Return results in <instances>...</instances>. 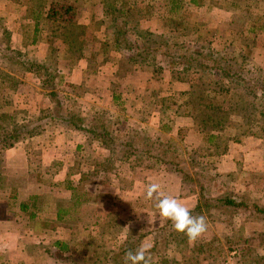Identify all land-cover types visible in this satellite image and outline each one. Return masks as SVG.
<instances>
[{"label": "rangeland", "instance_id": "rangeland-1", "mask_svg": "<svg viewBox=\"0 0 264 264\" xmlns=\"http://www.w3.org/2000/svg\"><path fill=\"white\" fill-rule=\"evenodd\" d=\"M1 1V47L4 49L9 43L12 45L11 41L7 43L8 34L4 32V27L7 28L8 26L9 31L13 29L16 23L12 24V18L17 17L13 11L19 9V12L24 11L25 15V21H22V25H24L22 31H24L25 38H23L24 40L21 38L13 44H21V50L27 55L33 53L34 50H36V54L40 50L43 51V55L47 53V45L55 40L51 38L52 34H48L50 31L41 29L37 38V41H41L37 43V46L32 45L34 21L33 23L29 22L30 9L26 5L25 8L12 9L13 7H8L7 3H1ZM24 1L28 4L27 0ZM79 1L83 2V0ZM90 1L91 4L95 3L98 6L90 8V5L85 6L84 4L78 18H76L79 27L69 28L75 34L74 43L76 45L67 44V46H64L62 42L56 43L55 45L59 46H56L59 49V54L57 53L56 56L50 54L49 56V63L61 70L63 81L59 84V88L63 91L60 92V97L64 100L66 95L72 98L77 95L78 100L74 108L81 110L86 115H93L94 111L100 108L107 109L109 125L114 128L115 133L117 132L123 137L128 129L138 126L154 138L160 137L165 140L171 137L175 139L179 143L175 160L180 162V167L189 171L193 177L206 180L208 194L212 197L223 193L225 186H227L224 183L225 179L217 177L215 174L224 173V171L233 172L234 180L227 179L229 180V186L232 187L235 195L239 197L238 199L240 197L244 198L249 203V209L240 212V214H235L232 210L225 209L224 206H211L208 211L204 207V213L201 216L206 220L207 231L196 241L189 240L186 241L187 244H180V248L176 244L177 242L171 239L168 245L169 255L166 254L169 257L167 258L169 260L168 264H176L177 262H180L177 264H238V250L242 246L240 241L242 238H249L254 234L258 235L261 240L259 242L256 239L253 246L264 247V245H259L264 243V213L260 214L258 210L254 211L251 207L254 204L264 207V128L259 127L254 134L243 130L240 141H235L234 138L237 137L238 129L237 123L240 118L232 115V120L225 131L222 132L221 144L222 146L226 145L227 150L232 148L234 150L233 154L227 152L224 155H215L213 152L200 148L203 136L194 126L193 118L185 112L188 111L189 106L184 104L187 97L182 95V91H187L191 85L198 83L200 80L198 78L199 74L194 70L185 71L182 74V81L175 80L169 73L170 63H165L161 56L156 61H159L167 69L161 79L154 78L147 67L146 70H143L139 65L132 67L120 65L119 59L123 56L122 50L116 52L111 48L109 50L111 52L105 54V46L102 45L106 29L112 25L111 19L104 13L100 0ZM146 1L157 5L163 4L162 0ZM237 1L239 0H205L208 6L197 7L189 4L186 6L188 1L184 0V6L178 11L177 15L171 14L168 7L162 6V8H157L154 11L152 19H142L139 25L130 21L131 19L127 17H122L121 20L128 22L126 26L129 37H136V31L140 29L150 28L156 34L170 39L171 43L168 44L172 49H176L177 53L179 50L176 45L182 42L184 48L192 52L210 43L216 51H224L240 59L246 73L255 69L264 71V56L260 57L264 55V0H240L239 4L236 5ZM81 3L79 4L81 5ZM246 11L249 13H247L248 15L244 13ZM241 12L244 14H241ZM15 13L18 12L15 11ZM235 14L237 15L236 19H234ZM174 17L177 18L178 23L175 26H173L174 21H172ZM100 21H103V23H100ZM68 46L69 48H67ZM244 51L247 55H253L254 53L259 55L256 57L253 55L251 56L253 59L247 58L246 61L245 59L241 60L244 57H241L240 54ZM4 55L5 53L0 51V68L9 70L7 63L11 62L12 59H5ZM32 57L35 58V56ZM14 68L20 71L18 66ZM76 69H78L77 81L70 82L78 85L76 91H74L72 90L73 87L66 85V83H69V78L72 79V74L76 73ZM30 74L27 73L21 79L19 78L20 82H24V85L20 86V90L17 91L18 87H14L13 82L5 84L0 89L1 98L10 101L3 109L14 112L19 120H22L25 116H27V119H35L43 109H49L53 106L52 101L44 95L39 79ZM60 80L61 78L58 77L56 82ZM114 93L120 94L124 99L121 107H124L125 110L119 109L120 105L114 98L110 101ZM162 97H166V100H164L168 107L165 110L166 115L161 113V101L157 100L162 99ZM68 100L66 103H68ZM218 100L225 103L223 98ZM69 102L71 103L70 100ZM119 102L122 103V100H119ZM69 104L67 108H69ZM179 106L182 107L181 113L178 112ZM148 111L151 113L150 116H148ZM260 121L261 125L264 126V116L260 118ZM167 123L173 127L170 132L164 129V124ZM45 131V134L41 136V141L45 140L48 143V141L53 140L54 144L57 145L56 150L58 149V153H61L63 158L65 157L69 161H75V163L78 161L81 171H88L90 168L86 165L87 160L92 159L88 155L91 154L94 159L101 151L97 144L90 146L91 143H89L87 151L83 152V149L79 151L77 145L86 143L85 136L75 131L68 132L60 125L49 124L45 127ZM242 145L245 147L244 152L240 148ZM46 150L48 151L47 147ZM50 157L46 156L44 160L48 161L51 159ZM148 163H152L148 162V158L146 160L144 158L136 160L132 172L137 175L138 180L143 181L150 177L152 179L151 183H157L158 181L162 190L168 188L172 192L180 189L177 188L179 186L182 192L178 191L179 197L187 193L190 198L195 197L193 200H189L193 203L192 207H195L194 203L197 204L198 196H196L193 189L197 190L198 187L194 178V180L189 179L187 182L182 183L181 177L184 174L175 170V166L157 164L147 167L149 166ZM121 175L123 177L122 183L116 180V182L114 181L115 184L108 185L103 184L104 178L96 180L97 177L88 175L89 178L83 191L89 193L86 197L89 208L84 210V221L85 223L88 221L87 224H90L89 222L95 220V217L98 218L103 215L104 218L101 219V224L99 222L92 232H83L82 230V240L87 244L93 242V246L85 250L87 253L85 258L79 255L75 256L74 260L78 261L75 262L76 264H118L117 254L120 247L124 245L129 230L136 229V234L141 235L151 229L159 228L162 224L166 225L167 220L159 215V211L155 206L157 199L148 200L141 197L134 203L130 199L129 191L119 190L122 189V184L128 188L131 183V178L127 173L122 172ZM136 186L138 193H145L146 188L143 184L138 183ZM193 194L195 195L191 196ZM113 215L126 223L125 225H117V229L124 230L118 237L111 233L113 231L103 234L106 229L105 224L111 222ZM256 215L262 216V218L255 219ZM99 226L100 233L98 232ZM68 233L70 232H67L66 235ZM239 235H243L240 239L238 238L239 240H231ZM180 237L182 238V236ZM228 241H232V243L229 244ZM152 243V236L146 234V237H144L145 248ZM158 247L161 251L164 249V237L160 238ZM234 251H236L235 254H233ZM260 251L264 252L263 249ZM81 253H84V250ZM80 259L88 261L81 260L79 262Z\"/></svg>", "mask_w": 264, "mask_h": 264}, {"label": "trees", "instance_id": "trees-1", "mask_svg": "<svg viewBox=\"0 0 264 264\" xmlns=\"http://www.w3.org/2000/svg\"><path fill=\"white\" fill-rule=\"evenodd\" d=\"M100 1V4L103 5L104 13L111 19L112 24L110 26L111 29L109 27L106 29L104 42H102V45L105 46V54L111 52L109 51L111 48L116 52L122 50L123 56L119 59L120 65L127 67L139 65L143 70L148 68L156 79H161L165 70H167L159 61H156L159 56H161L165 63H170L169 73L175 80L182 81V74L185 71L194 70V72L199 74L198 78L200 80L198 83L191 85L187 91H182V95L187 97L184 104L189 106L188 111L185 112L193 118L195 122L194 126L203 136L200 148L213 152L215 155L227 153V146H222L221 138L222 132L225 131L227 125L232 120V115L240 118L237 123L238 129L237 137L234 138L235 141H240L243 130L254 134L259 127L264 128L260 121V118L264 116V71L255 69L249 70L246 73L240 59L224 51H216L211 47L210 43L192 52L184 48L182 42L176 45L179 50L177 53V50L172 49L168 44L171 43L170 39L156 34L150 28L140 29L136 31V37H129L130 35L126 26L128 22L123 19L121 20L122 17L130 18V21L139 25L142 19H152L154 11L157 8H162V6L168 7L171 14L177 15L178 11L184 6V0H162V5L150 3L146 0ZM27 2L30 6L29 17L34 21V42H37L40 30L44 29L51 32L52 39L56 40V38H60L65 46L67 44L76 45L74 43L75 34L69 28H73L74 26L76 28L79 27L76 21L81 11V7L79 6L81 2L79 0H27ZM239 2L240 0L236 2V5ZM189 3L202 5L207 2L205 0H189ZM240 10L242 11V8ZM244 13L246 15L249 14L247 11ZM244 13L241 12V14ZM236 17L237 15L235 14L234 19ZM172 21H174L173 26L178 24L177 18L174 17ZM101 22L103 23V21ZM4 32L8 34V43L11 41V31H9L8 27H4ZM55 40L50 41L48 60L50 54L56 56L58 51V47L54 44ZM1 44L2 42L0 43V51L5 53L4 58H11L12 60L7 63L9 70L0 68V89L10 82H13L14 87H17L20 82L19 78L21 79L23 75L31 73L39 79L44 95L52 101L53 106L49 109H43L41 114L35 119H27V116H25V118L19 120L14 112L3 109L10 101L0 96V188H2L5 181L3 166L6 151L28 138L44 134L46 132L45 127L49 124H57L62 126L66 131H75L85 136L86 143L78 145L79 151H82L81 149H83V152L87 151L89 143H91L90 146L97 144L101 149L94 159L88 153V156L92 158L86 162V165L90 167L88 171H81L78 168L79 162L75 163L76 166L74 168L81 175L80 183L82 185L78 188L74 187L71 181L67 182L66 187L73 190L74 193L72 200L67 201L66 205L64 204L66 213H72L73 210L79 209L81 201L87 200L86 197L89 193L88 191H83V189L85 188L86 181H88V175L97 177L96 180L104 178L103 184L107 185L110 184L111 176H114V179L120 183L123 180L122 172L127 173L131 177L138 158H144V160L148 158V162L152 163H148L149 166L147 167L157 164L175 166V170L184 174L181 177L182 183L187 182L189 179H195L198 189H193V191L198 196V202L195 207L190 209L193 216H201L204 213V207L208 211L211 206H224L225 209L232 210L235 214H240V212L249 209V203L244 198L240 197L238 199L239 197L235 195L232 187L230 188L229 186V180H234L233 172L224 171V173L215 174L217 177H223L225 179L224 183L227 186H225L223 193L212 197L208 194L207 181L193 177L189 171L180 167V162L175 160V155L178 153L179 148V143L175 139L171 137L165 140H162L160 137L154 138L145 132L142 127L138 126L128 129L124 137L117 132L115 133L114 128L109 125L107 109L100 108L94 111L93 115H86L81 110L74 108L78 100L77 95L73 98L66 95L64 96V100L60 97V92L63 90L59 88V84L63 81V78L61 70L58 67H54L49 61H39L36 58L29 57L23 51L11 48L10 43L4 49L1 47ZM253 55L255 56L256 54L254 53ZM253 55H247L245 51L240 54L241 57H244L241 60L245 59V61L248 60L247 58L253 59L251 57ZM17 66L20 68V71L14 68ZM19 73L20 75H18ZM58 77L61 80L56 82ZM66 85L72 86V90L74 91L78 87L76 84H71L70 81ZM113 98L120 105L119 109L125 110L124 107H121V104L124 103L122 96L114 93ZM219 98H223L225 103L219 101ZM67 100L68 103H66ZM119 100H122V103ZM157 100L161 101V113L166 115L167 112L165 110L168 108L164 102L166 97ZM68 104L70 105L69 108H67ZM179 107L178 112L181 113L182 107ZM148 113V116H150V111ZM172 128L169 123L164 124V129H167L168 132L172 131ZM207 179L211 180L210 178ZM122 188H125L124 184H122ZM155 199L152 198V200ZM33 205H35V202ZM20 206L22 210L29 211L32 204L30 206L27 202H21ZM251 207L254 211L258 210L260 214L264 213V207L258 204L251 205ZM34 214L35 212H31L30 218L33 219ZM259 218H262V216L256 215L255 219ZM125 224L124 221L119 220L117 216L113 215L111 222L107 225L105 224L106 229L102 233L107 234L108 231H113L111 233H114L118 237L123 229H117V225ZM98 232L100 233V226ZM136 232V229L129 230L125 243L120 247L117 254L116 260L118 264H126V253H135L138 249L145 248L144 237H146V234H150L153 239V243L145 248L149 264H168L169 260L167 258L169 257H167L166 253L169 252L168 245L171 239L177 242L176 244L179 245V248L180 244H185L186 241H189L186 235L174 230L169 220H167L166 225L162 224L159 228L151 229L141 235L136 234ZM166 233L168 234L166 235ZM242 236L239 235L237 238H232L231 240L240 239ZM162 237H164V249L161 251L158 245ZM256 239L259 242L261 240L258 235L254 234L252 237L240 240L242 246L238 250V264H264V252L260 251L261 249L264 250V247L253 246ZM228 242L229 244L232 243V241ZM259 245L262 246L264 243H260ZM55 247L57 251L54 256L57 260L66 262L71 259V255H68L71 247L66 243L57 241ZM127 264H130V262H127Z\"/></svg>", "mask_w": 264, "mask_h": 264}, {"label": "crops", "instance_id": "crops-1", "mask_svg": "<svg viewBox=\"0 0 264 264\" xmlns=\"http://www.w3.org/2000/svg\"><path fill=\"white\" fill-rule=\"evenodd\" d=\"M187 1L186 6L188 4L197 7L208 6L207 3L194 5L189 3V0ZM3 2L5 4L7 3L8 7H13L12 9L25 8V5L27 8L30 7L24 0H2L1 3ZM84 4L85 6L90 5V8L98 6L95 3L91 4L90 0H83L79 6L83 7ZM15 11L18 13H15ZM15 11L13 12L17 17L12 18V24H16L14 25L15 28L13 27L11 29V48L21 50V44H13V42L16 43L21 38L22 40L25 38L24 31H22V27L24 26L22 25V21H25V15L24 11L19 12V9ZM29 22L33 23V20L29 18ZM48 34L51 35V32ZM34 38L35 34H33L31 41L32 45L37 46V43L41 40L33 44ZM59 42H62L65 46L64 42L57 38L54 44H58ZM49 46L50 44L47 45V53ZM47 53L43 55V51L40 50L36 54V50H34L33 53H29V57L35 56L39 61H48ZM57 53L59 54V49ZM263 56L261 55L260 57ZM75 72L72 74V79L69 78L70 82H74L77 79L78 69ZM22 85H24L23 81L18 83L17 91L20 90V86ZM111 100H113V96ZM44 134L28 138L13 148L8 149L5 153L3 166L5 181L3 182L2 188H0V239L3 238L0 240V264H76L78 261L74 260L75 256L77 257L79 255L85 258L87 254L85 250L93 246V242L87 244L82 240V233L92 232L98 226L101 219L104 218L101 215L98 218L95 217V220L89 222L90 224H87L88 221L85 223L84 210L89 208L88 200H82L80 208L75 211L73 210L72 213L65 212L64 207L66 202L72 200L74 193L73 190L66 187L67 182L71 181L74 187L80 188L82 185L80 183L81 175L74 168L76 166L75 161H69V159L63 158L61 153H58V149L56 150L57 145L54 144L53 140L48 141V143L45 140L41 141V136ZM240 148H242L243 152L245 151L243 145ZM233 151L232 148H229L227 152L232 153ZM46 156H51V159L45 161ZM78 168L80 169V167ZM130 178L131 183L129 185L131 186L128 185V188L125 187L119 190L129 191L130 199L134 203L138 199H141V197L150 200V198H146L145 193L142 194L136 191V185L138 183L143 184L146 188L152 179L148 177L141 181L140 179L138 180L137 175L134 173ZM114 181L116 182V179H114V176H111L110 184H115ZM177 188L180 189L176 192H172L168 188L161 189V191L165 195L181 198L179 200L181 204L187 208L190 207L189 209L193 208V203L189 200H193L195 197L190 198L188 193L179 197L181 187L178 186ZM21 202H27L30 206L32 204L30 210H22L20 206ZM34 202L35 205H33ZM194 204L196 205V203ZM31 212H35L33 219L30 218ZM67 232H70L68 233L69 235H66ZM57 241H62L71 247V251L68 252V255H71L69 261L62 262L55 258L54 255L57 251L55 243ZM83 250L84 253H81ZM81 260L88 261L86 259H80L79 262Z\"/></svg>", "mask_w": 264, "mask_h": 264}, {"label": "clouds", "instance_id": "clouds-1", "mask_svg": "<svg viewBox=\"0 0 264 264\" xmlns=\"http://www.w3.org/2000/svg\"><path fill=\"white\" fill-rule=\"evenodd\" d=\"M146 198L157 199L156 208L159 215L171 221L174 230L187 236L190 241H196L207 231V223L203 216H193L175 196L165 195L159 183H150L145 190ZM149 264L146 249L140 248L135 253H126V264Z\"/></svg>", "mask_w": 264, "mask_h": 264}, {"label": "built area", "instance_id": "built-area-1", "mask_svg": "<svg viewBox=\"0 0 264 264\" xmlns=\"http://www.w3.org/2000/svg\"><path fill=\"white\" fill-rule=\"evenodd\" d=\"M235 253H236V251L233 252V254H235Z\"/></svg>", "mask_w": 264, "mask_h": 264}]
</instances>
